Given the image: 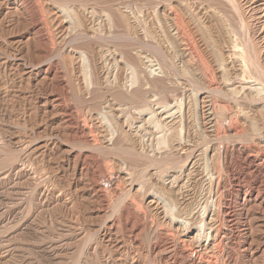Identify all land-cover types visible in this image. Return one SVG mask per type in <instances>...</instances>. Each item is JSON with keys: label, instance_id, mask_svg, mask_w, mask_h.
<instances>
[{"label": "bare ground", "instance_id": "1", "mask_svg": "<svg viewBox=\"0 0 264 264\" xmlns=\"http://www.w3.org/2000/svg\"><path fill=\"white\" fill-rule=\"evenodd\" d=\"M1 1H0V10H1L0 12L2 16L8 17V20H9L8 22L10 23L8 24L9 26H6L7 24L5 25L6 27H9L8 30H11L10 28H12V30L16 28L18 29L22 28L21 31L22 32L24 31V34L21 37L23 39H26L27 46L26 47L21 46L23 45L22 41L18 39V41L14 43L19 47L17 52L21 54L22 50L27 49L26 51L28 53V57L30 54H33L34 52H38L39 54H41L39 58L35 56V58L37 59H35L34 61L32 60L33 62L29 60L30 57L28 61H26L27 59L24 61L22 60L23 62L31 61V63H27V64L20 63L21 58L15 59L14 56H13L14 59L8 60L9 58L8 56L5 62L6 63L10 62L11 66L15 68L17 73L18 74L20 73V76H21L20 79L23 81V84H27L29 86L32 85L34 89L35 88L43 89L45 86H48L50 84H53V88H54L55 87L54 84H55L58 86V88H55L57 89V91H59L58 90L59 87H62V90H61L62 92L65 91V85L62 84V79H61L62 76L59 77L60 74L57 68L58 64H56L57 61L54 59V57H52L54 55L53 50H55L56 48L55 46L56 45L58 46V44H56L57 41L54 43L55 39L58 40V43L61 46L63 45L64 49L70 46L69 49L70 48L72 49L70 50L68 49V50L70 53H73V56H76V57L81 56L80 53L78 52L79 50L77 51L78 45H83L82 47L86 48L85 51L86 50L89 51L91 55L93 65H94L93 74H92L93 80H90L92 78L89 79V81H91L92 83V85H89L91 86V88L89 89V86L85 84L87 82L86 81L87 78L86 80L84 79L83 81L84 77L82 78L80 76L81 74L78 73L80 75H77V77L79 78L80 76L81 82L82 83L84 82L85 84V88L80 86V88H78V91L77 90L75 91L76 94L74 92V97H76V101L79 102L82 105L83 109H85L86 112L89 114L88 120H90L91 124L89 122L88 124L87 119L84 117L86 116V112H85V115L83 114V116L81 115V112L79 113V111L78 113L77 111L76 113L74 112V109H76L77 107L75 108V106H73L74 107L73 109L70 106L72 102L75 104L74 99H71L72 102L69 105L65 102L68 99L67 100L65 99L64 102L66 103V105H64L62 103L63 101H61V98H60V95H63V94L59 95L56 93L57 95H53L55 89L54 90L52 89L53 91H50L51 90L50 89L49 90L50 92L49 93L47 92V94L43 98L41 97H40L41 99L39 98L40 100L38 102L37 109H39L40 113L43 115L42 116L39 113V115L42 116L41 119H43V117L45 116H47L48 118L50 117L52 119L51 120L53 123L52 125H56V127L51 129V132L48 138L46 134H45V137L42 136L43 135L42 134L40 135V137L37 136L34 138V140L32 139V141L28 140L27 143L25 141V143L26 145L28 144L29 147L34 146L35 147L34 151H36L37 149L40 152V154H42L41 156L47 155L48 157L53 158L55 161L53 163L57 165L58 167L57 169H59L61 176L66 175L67 177V174H69L72 177V180H70L71 182L69 183L70 188L69 187L68 188L70 189L69 190L70 192H71V189L74 190V192L73 191L72 192H73V196L76 197L75 200L78 199L77 198L78 195L81 198H85L86 200L84 199L85 202L84 201L83 202L85 205H87L90 208L89 213L93 215L94 218H96L95 220L105 219L103 225L100 228H98L99 232L96 233L97 230H95V233L98 234L99 241L104 246V248L110 251L109 253L110 259L113 256L114 252H118L119 253L118 257H121L122 261L124 263H127L125 260L127 258H130V253L124 245L123 238H127L133 244V246L137 248L139 247L138 245L139 243L137 241L138 235H142L143 232H149L153 230L152 231L153 234L151 235L152 240L150 241V243L149 242L147 243L148 244L147 252L150 253V255H156V257L159 256L160 259L163 261V263H168V264L170 263L172 264L174 263H179V264H232L235 261L234 252L236 251V248L237 250H239L238 248L241 249L239 252L241 253L242 257H244V259L246 258V261L250 264L256 263L255 261H257V259H263L264 261V231L259 230V228H263L264 226L262 224L264 222V133H263L264 132V122H263V119L262 121H259V122L253 119L252 117L254 116L255 111H251L252 109H249V110L247 109L246 111H241L240 116H242V119H240L241 120L240 125L238 124V121L236 122L234 120L232 122V120L227 119L228 117H225L223 115V120H224L223 123L227 121L229 124H226L224 129L220 131L221 128L219 129L217 125L218 123L217 122L218 120L217 109L219 108V110H224L225 113L227 110L229 112V109H228L229 104H227L228 106H226L224 103H222L223 101L220 102V104H218L217 102H215V99H214L215 98L214 96H218L219 98H223L222 100L225 99L224 100L225 102L226 100H228L227 102L229 103V100L236 99L241 94L245 95L246 93L247 96L248 95L254 96V94L260 95V92H261L260 90H264V79H263L264 77L261 76L262 72L260 73L261 71L259 70L260 67L258 68L259 65H257L256 60L253 56V54L255 53H252L249 50L251 48L248 49V47L244 48V50L243 49L241 50L240 48L238 49L235 43H233V38H232L233 36L231 37L232 35L231 33L233 32V30L230 33L227 27L225 28L224 26L225 24L221 23L220 18L215 14V11L213 12L210 8L208 10H211V11H208L207 13L201 12L199 10L201 9V7L200 8L196 7L197 3L193 2V0H143L148 3H152V5L157 4V7L159 5L160 16L170 23L168 28H166L167 37L171 41L170 44H173L174 45L173 47L176 48L177 51L175 53L179 55V60L181 62V65L183 66L182 68L179 69L181 73L178 71L175 74L177 76H179L178 74L180 75L182 74L183 76V74L186 72L187 75L186 73L185 75L189 76L187 78L184 75V77H186L187 79L186 78L182 79V83L181 82L180 83L181 85H183L184 89L185 88L187 89L188 95L193 94L194 92L193 96H195L194 98L196 99V104L199 106V110H200L199 113L201 114V126H202L201 132L203 131L202 132L203 134L197 133L198 131L197 129L199 128L196 129L197 131L194 130L191 119H190L191 111L188 106L189 103L187 102L188 104L185 106L184 113L182 116H180V119H182L181 122L183 123L181 124L183 126V130H181V136L177 137L178 136L177 135L176 137H174L172 135L173 133L172 131H174L173 128L176 124H178L179 120H177L178 119L177 116L175 117V111L170 110L169 105H167L165 102L161 104L159 101L160 99H162L161 97H163V99L166 100L167 99L166 93L169 92L168 91L169 88L167 87L168 85H166L164 81H152L149 92L145 90L147 88L144 89L142 85L138 86V88L129 92V91H126V81L124 82L125 79L123 80L121 79V77L117 78V76L113 74L114 77L117 78V79L116 78L113 79V81H116V82H113L111 79L112 77L110 76L111 73L109 74V72L105 71L106 70L104 69L105 65L103 64V63H106V62H103L105 58L103 57V52L101 51V49L99 48L97 44L98 42L97 34H99V32L97 31V28H96L97 26H95V23L93 21L95 20L93 19L94 18L93 13L96 12V11L93 12V7L97 0L96 1L95 0H53L52 3L47 2L46 4L47 9L45 7L44 8L46 9V11L48 10L49 17L46 15V12L44 13L45 15L43 14L44 11H42L39 5L40 0L39 1L38 0H31V1L30 0H1ZM88 2L94 3L93 6H91L92 9L90 8L89 6L90 3ZM167 2L168 4H166ZM87 3L89 4L88 6L90 9H87V6H86ZM44 4L45 2L43 3V6ZM215 4H219V6L223 5V3L221 4V2H218V1ZM201 6H203V4H201ZM84 7H86V9H84ZM69 9L72 10V13L76 12L74 14H78V15L82 14V18L81 17L79 18L77 15L76 16L74 15L73 17H71L69 15V12L71 13V10ZM205 10L207 9L205 8ZM99 12L101 13V11ZM106 12H105L106 16L107 15L109 16V13L110 15H112L111 13H114V12H109V13H106ZM196 13L198 14V18L194 17L197 15ZM121 14L120 15L117 14L118 17L120 18L119 20H116V18L114 19L113 15H115V13L112 16H113V19L116 20L117 23L119 22V24L115 23V25L117 24L115 27L119 28V30L120 28L123 29V31L126 33H120L118 34L119 35L118 37H115L117 36L115 35L114 38L119 40L117 42H119L121 54L124 56V59L125 58L130 59L126 51H127L128 45L131 44L132 42L129 44L127 43V39H129L127 38V36L129 35V34L127 35V33H129L128 32L129 30H134V28L137 25L133 27V24L131 25L127 21L124 20L126 18L124 17L125 15L123 14L121 15ZM33 16L35 17L34 19H33ZM108 16L107 18H109ZM184 17L190 20L192 24L194 25L193 27L196 29L198 33L197 35L199 37L198 41L202 42L203 44V48L201 47L200 48L204 49L205 53L204 52L203 53L206 54L205 58L202 56V54L192 51V49H189L184 44V40H186L185 35L187 34L189 35V31L187 34H185L186 32L184 31V21H187V20H184L185 19ZM4 19L5 18H3L2 21ZM103 21H104V18H103ZM128 21L130 20L128 19ZM132 21L130 23H132ZM201 22H203L204 24H207L209 22L218 23V27L216 25H213V28L216 26L218 29H215L216 28L215 27L214 28L215 30L213 31V29L209 27L210 25L205 28H200L198 27V25ZM103 23L105 25V22ZM187 23L188 22H186L185 25ZM230 23H228V25ZM113 25L108 24V26H111V27H114ZM111 27H109L110 30H111ZM242 27L241 29H243ZM186 29H187V26H186ZM188 29L190 30V28ZM114 30L117 31L116 28H114ZM99 31L102 32L101 30ZM134 32H137V31H134ZM234 32H236V30ZM8 34H9V31H8ZM130 34H131V31H130ZM105 35H107L108 37H111L109 34L105 33ZM112 35H113V32H112ZM152 35H150V37ZM159 37L160 36L156 38H159ZM102 38L104 39V36ZM116 39H114V42L116 41ZM146 39H143V41H146ZM151 39L152 41L155 40L154 35ZM99 41L104 42L102 41V39H99ZM131 41H133V38L131 39ZM152 41L150 42L152 44L148 42L149 43L148 45H152L151 48H153L156 45V43H154L155 45L153 46ZM189 41H191V39H189ZM234 41H236V39H234ZM38 42L44 43V45L46 44L48 47H46L45 49L39 48ZM108 42H110V39H108ZM138 42L137 44H139ZM157 42H158V39H157ZM79 43H82V44H79ZM141 43L142 41H140V46H144L145 48L150 47V46H145L144 44L142 45ZM75 44H77V46L73 47V45ZM109 44H111V42ZM42 45L43 44H41V46ZM156 47H155L156 51L153 50V54L157 53L158 56L163 57V58L166 57V55H168L167 54L168 49L164 45L157 44ZM133 48H136V47H133ZM14 49L16 48L14 47ZM198 49L199 48L197 46V50ZM173 50L174 49H172V51ZM29 51L33 53L29 54ZM55 52H58V51H55ZM150 52L152 51L150 50ZM117 53H119V51H117ZM8 54H11V53H8ZM13 55H15V53ZM174 55L175 54H173V56L170 55V58L174 57ZM59 56L61 57V54ZM70 56H66V57L69 58ZM111 56H113V54ZM66 57H63V58L68 59ZM120 57L118 58L119 60H121ZM72 59L70 57L69 60H71L72 62L70 61L69 62L71 64H74L73 60L75 62L76 59L75 58L73 60ZM127 59H125L124 61H127ZM77 60L79 59L77 58ZM130 60L132 61V59ZM195 60H197L198 62L195 63L194 62ZM81 61H84V59L83 60L81 59ZM105 61H107V63L108 62L110 63L109 60H105ZM69 62L66 64H70ZM147 62L149 61L147 60ZM162 63L164 65L163 61ZM203 63L206 65V66L203 65L204 68L206 67L210 71L211 69L213 70L212 75L216 73L217 76L213 78L214 79L213 81H208L206 79V75L202 67ZM168 64H172V62L166 63L165 66ZM79 65L81 66L80 63ZM88 65H91V64H88ZM170 66L168 65L167 67L171 68ZM84 68H83V72L84 70L87 69V68L86 69ZM127 69H130L131 74L129 73V75H130V78H132L133 76L131 77V75L133 74L132 72L134 70H132L131 68H127ZM176 69L177 67H175V70ZM108 70L110 71V69ZM88 71L86 70V72L88 73L92 72L89 69ZM65 73H68V72L66 71ZM70 73L71 75H73L72 71H70ZM171 73H173V71ZM87 74H85L84 76L86 77ZM149 74L151 73L149 72ZM64 76L65 75L63 74V79L64 78L66 79V77ZM133 79L135 80L134 77ZM78 81L80 80H77V82ZM75 83L71 85H75ZM250 83L255 84L256 86L260 85L261 87L260 88H258L259 86L256 88L252 87ZM87 84H90V83H87ZM133 84H136V83H133ZM79 85H82V84H79ZM86 86H88V89L86 88ZM147 86L148 85H146V87ZM174 86H177V85H174ZM48 87L50 88V86ZM48 87H46V89ZM68 87H66L67 90H68ZM51 88H52V85H51ZM70 88L68 92H71ZM75 88H72V89H75ZM171 89L172 87H170V90ZM38 91L40 92V90ZM72 92L70 93V96H72ZM44 93L46 92L44 91ZM151 93L155 95H149ZM155 96H160V98L157 97V99H154ZM36 98L37 97H35V99ZM70 98H73V97H70ZM241 98L239 100H241ZM239 100H237V102ZM166 101L168 102V99ZM100 108L103 109L104 112L106 113L105 117L106 115L108 116V119L110 120L109 123L112 126L114 125L116 127V129L114 128L116 130L115 132L114 130L111 131L112 133L113 132L116 133L115 137H113L112 135L110 136V133L108 132L110 131L108 128H110L111 125H109V123H106V121L104 122V120L100 121V117L103 114L102 113L103 111L100 112L101 110ZM235 108H236L235 109V112H236L238 110L237 103H236ZM126 111L127 112L131 111L132 114L138 117L139 120L136 119L135 122L133 121L136 126L138 125L135 129H133V127L130 126L129 122H127V119H125ZM259 112L262 113V114L260 113L261 114L260 117L264 118V106L263 107L261 106V109L259 110ZM37 113H38V110H37ZM153 114L156 117L153 116ZM144 115L149 116L148 118H146L147 122L146 121L145 122L148 124L150 128L151 127L153 128L156 134L161 133V134L166 135V137L169 138V144L167 147V151L160 150L161 151L160 152L158 150L159 149L158 147L161 145V143H159L160 145L158 147L157 145L155 146L158 149L155 148L153 146L154 143L152 144V141L154 139L153 140L150 139V141L148 140V142L144 140L146 133L147 135L151 133L150 131H149L150 133H148L147 127L144 126L145 122L143 121L144 120L143 117L140 118L141 116H144ZM102 117H104V115ZM50 118L48 120H50ZM234 118H237V117H234ZM258 120H260V118ZM128 121L132 122L131 118ZM60 125H62L61 128L59 127ZM58 127L60 128V131L58 130ZM141 132H143L142 133L143 135L140 134ZM157 136L155 137L156 139L158 138L157 140L161 139L162 137V135L160 137V135L158 134ZM11 139H13V137ZM60 139L62 141L64 140L65 144L61 143L62 141H59ZM16 141H18L16 143H19V140H16ZM154 142L156 141L154 140ZM247 142H250V143H247ZM16 143H13V144H16ZM68 143L72 145L70 146L69 144V146H66V144L68 145ZM73 143L77 144V147L82 146V148L84 147V149H87L86 150L87 153L81 152L79 154H75L74 151H76V149L70 148L74 146ZM13 144H12V147H14ZM161 146L163 147V144ZM29 147L26 146L24 150ZM82 148L81 147L79 148L81 149L80 151H82ZM99 151L101 152V155H98V156L102 157L103 156L102 153L104 152V157L106 155L107 157H110L112 159L114 166L117 167L116 170H118V173L120 174L119 176H120L121 181L126 183L128 186V192H127L128 195L131 192H142L143 193L144 190L147 191L145 187L147 188L148 186H146L145 183L151 181L154 178H157L158 182L161 184L160 186L164 188L162 192L164 191L165 193L149 194L147 191L145 193L146 195L143 194L145 195V201H144L143 208L140 206L139 207L136 206V202L134 204L133 202L129 200L128 203H125L124 205L121 204L122 209H121L120 218L118 217L114 218L115 216L110 217L109 215L108 217L110 218L106 219L105 215L106 214L108 215V213H106V209L108 208L109 205L106 201L107 199L104 194H106L108 191L104 193L103 189L99 187L96 182H94V181H97V180H94L93 178L94 173L96 172L95 174H97L98 173L97 170H100V169L93 171V169L95 170V167L93 169L91 168V165L92 167L94 165H97L96 168L97 167L99 168V163L102 164L96 156L99 153ZM31 152H33V150ZM36 152H33V153H36ZM92 153H95V154L97 153L96 155L94 154L96 157L92 155ZM107 157L105 160L108 159ZM88 159H90V162H88ZM109 161L107 162L111 164ZM108 163L106 164L103 163V164L107 166ZM105 168L104 170H106ZM109 170H110V167H109ZM102 172L104 171L101 170L99 173L101 174ZM107 175H108V172H107ZM89 177H91L90 180H89ZM113 179L115 178L113 177ZM149 184L150 183H148L147 185ZM203 185L206 186L205 189H207L208 191L209 200L207 199L204 202L205 204L204 212L200 214L199 209H198L199 204L195 201L197 198L194 200V196L196 193L197 195H199L197 191L201 189ZM116 188L118 190V187H115V188L113 187L114 190H116ZM34 190H32V192ZM62 193L60 192L59 194H62ZM199 193L201 194L200 190H199ZM128 195L127 197H129ZM124 197H126L125 194H124ZM169 203H175L174 207L176 206L175 210H177V212L175 211L172 212L173 211L171 208L172 206H169ZM129 214L133 215L131 217L133 219L130 223H129V220L127 219V215ZM151 218H155V220L159 219L160 221L162 220L166 221V224L168 225V229H163L165 226L164 225H163L164 227L161 226L162 223L159 224L161 228L153 227L154 220L152 222L151 221L148 222V220ZM133 221L136 223L134 224ZM253 228L255 230L258 229L260 231V232L258 231L259 235L257 237L254 236ZM122 233H124L122 237L117 236L118 234L121 235ZM257 240L259 241V243L257 242ZM133 254L134 253H132V255ZM218 259L220 260L218 261ZM137 261L138 260L133 259L131 260V262H128V263H137Z\"/></svg>", "mask_w": 264, "mask_h": 264}, {"label": "rangeland", "instance_id": "2", "mask_svg": "<svg viewBox=\"0 0 264 264\" xmlns=\"http://www.w3.org/2000/svg\"><path fill=\"white\" fill-rule=\"evenodd\" d=\"M43 1L45 2L44 6H43V3H44ZM210 1L212 2V4ZM217 1L221 2V4L223 3V5L219 6V4H215V3H217ZM231 1L230 0L229 1L228 0H224V1L223 0L222 1L221 0H216V1L215 0H206V1L205 0H201V1L200 0H193V2L197 3L196 7H199V8L201 7V9H199L201 12L207 13L208 11H211V10L213 12L215 11V14L220 18L221 23L225 24L224 25L225 28L227 27V29L230 33L233 30V32L231 33L232 35L231 34L230 35H231V37L233 36L232 37L233 43H235V45L238 47V49L240 48L241 50L242 49L244 50V48H246V47H248V49L251 48L249 50L252 53H255V54H253V56L256 60L257 65H259L258 68L260 67L259 68V70H261L260 73L262 72L261 76L264 77V0H231ZM40 2H41V4H40ZM40 2H39V5H40L42 11H44L43 14L46 12V15L49 17V14H48L49 12H48V10L46 11V9H47L46 4H47V2L52 3L53 0L52 1L40 0ZM205 2H207V3H205ZM88 3H90V5ZM88 3L86 5L87 9H90V8L92 9L91 6H93L94 3L93 2L92 3L88 2ZM26 4H27V2H26ZM166 4H168V2ZM201 4H203V6H201ZM88 5L90 6V8ZM227 5H229V6H227ZM205 8L207 10H205ZM210 8H211V10H208ZM84 9H86V7H84ZM101 9L103 11L106 10L108 12H106V11L103 12ZM69 10H71V9H69ZM98 10L101 11V13ZM93 12H95L97 14L96 15L95 13H93V17H94L93 19H95L93 21L95 23V26H97L96 27L97 31L100 34V36H99V34H97V36H98L97 44H98L99 48L101 49V51L103 52V57L105 58L103 62L107 63V61H105V60L110 61V63L108 62L109 64L108 63L107 64L103 63V64L105 65L104 66V69H106L105 71L109 72V74L111 73L110 76L112 77L111 78L112 81H113V79L116 78V77H114V75L117 76V78L121 77V79H123V80L125 79L124 82L126 81V91H129V92L138 88V86H140V85H142L144 87V89L147 88L145 90H147L149 92L150 91V85H151L152 81H164L165 84L168 85L167 87L169 88L168 89L169 92H167L168 95L166 93V98L168 99V102L166 101L167 99L164 100L163 97H161L162 99H160L159 101L161 104H163L165 102L167 105H169L170 110L175 111V117L177 116V118H178L177 120H179L178 124H176L173 128L174 131H172L173 132L172 135L174 137H176L177 135H178L177 137L181 136V130H183V126L181 124H183V123L181 122L182 119H180V116L183 115L185 106L188 103H189L188 106H189L190 111H191L190 112V119H191L193 128H194V130L199 128V129H197L198 131L196 130L197 133L203 134L202 133L203 131L201 132V130H202L201 129L202 128V126H201V114L199 113L200 110H199V106L196 104V99L194 98L195 96H193L194 92H193V94H190L191 96L188 95L187 89L186 88L184 89L183 85H181L182 79H185L186 77L188 78L189 76H186L187 75L186 72H185L186 75L184 73L183 76H182V74L180 75L177 73L179 76H177L175 74L183 66L181 65V62L179 60V55L177 53H175L177 51L176 48L173 47L174 46L173 44H170L171 41L167 37V29L166 28H168L170 23L160 16L159 5L157 7V4L152 5V3H148V2L143 1V0L142 1L141 0H137V1L136 0H97L94 4ZM105 12L106 13L114 12L116 16L113 15L114 13H111V14L114 16V19L116 18V20L120 19L118 17V15H120L122 13L123 15H125L124 17H126L124 19L125 21H127L131 25L133 24V27L137 25L134 28V30H129L128 31L129 33H127V35L129 34L127 36V38H129V39H127V43L129 44L132 42L131 44H133V45L129 44L126 52L128 53L130 59H132L133 62L127 58H125V59H127V61H124L125 59H124V56L121 54L119 42H117L119 40L114 38L115 35H117L115 37H118L119 36L118 34L126 33V32H124L123 29H121V28L119 30V28L115 27L117 24H119V22L117 23L116 20L113 19V16L110 15V13H109V16L107 15L109 18H107ZM74 13H76V12H74ZM74 13H72V10H71V13L69 12V15L71 17H73L74 15L75 16L77 15L79 18L80 17L82 18V14L78 15V14H74ZM127 13H129V14H127ZM196 14H194V15H196ZM99 16H100V18H99ZM2 17L6 19V20L5 19L3 20L5 23L2 21V19H3ZM194 17L198 18V14ZM34 18L35 17L33 16V19ZM103 18H104V21H103ZM110 18H112V19H110ZM100 19L102 22L100 21ZM106 19L108 20V22L111 21L113 23H111V22L108 23ZM128 19L130 21H128ZM132 20H134V21H132ZM184 20H187V21H184V31L186 32L185 34H187L189 31V35L188 34L185 35L186 40H184V44L189 49H192V51H195L196 53L202 54V56L205 58L206 54H204L205 53L204 49H201V48H203V44H202V42L198 41L199 37L197 36L198 33H197L196 29L193 27L194 25L192 24V22L190 20H188L186 18ZM8 21H9L8 17L2 16V14L0 12V179L3 178L2 180H0V264H168V263H163V261L160 259L159 256L156 257V255H150V253L147 252L148 251L147 250V246H148L147 243L148 242L150 243V241L152 240L151 235L153 234L152 233L153 230L149 231V232H143V234L145 233L146 235L148 233H150L147 236L145 234L144 235L143 234L138 235L137 241L139 243L138 244L139 247H137V248H135V246H133V244L127 238H123L124 245L130 253V258H127L125 260L127 263H124L122 261V258L118 257V254H119L118 252H114L113 256L110 259L109 258L110 257L109 256L110 251L106 250V248H104V246L99 241L98 234H96L99 232L98 228H100L103 225L105 219H101V220L97 219L98 221L95 220L96 218H94V216L89 213L90 208L84 204V202L86 200L85 198H81L78 195V197H77L78 199L75 200L76 197L73 196L74 190L71 189V192L69 191L70 190L69 189L70 188L69 183L71 182L70 180H72V177L69 174H67V177H66V175H64V176L62 175L63 176L62 177L59 169H57L58 168L57 165L53 163V162H55L53 158L48 157L47 155L41 156L42 154H40V152L37 149H36V151H38V152L34 151L35 150L34 146L29 147L28 144L26 145L28 140L32 141V139L34 140L35 137H37V136L40 137V135H42V134H43L42 136H44V137L46 134V136L48 138L49 134L51 132V129L56 127V125H52L53 123H52V121H51L52 119L50 117H49L50 120H48L49 118L47 116H45V117H43V119H41L43 115L40 113L39 109H37V106H38L39 100L41 98H43L47 94V92L49 93L50 91H53L55 88H58V86L54 84L55 87L53 88V84H50V85H48V86H50V88L48 86H45L44 87L45 89L44 88L43 89H40V88L34 89V87L32 85H30L31 86L30 87L27 84H23V81L20 79V77H21L20 73L19 74L17 73L15 68L13 66H11L10 62L9 63L5 62L9 56L8 60H12L14 58L15 59L21 58L20 63L27 64V63H31L32 60L34 61L35 59H37V58H35V56L38 58L41 56V54H39L38 52L33 53V52L29 51V54L33 53V54L29 55V57H30V59H29L28 53L26 51L27 49L22 50L21 54H19L17 52L19 47L14 43H16V41H18V39H20L22 41V44H23L21 46L26 47L27 41H26V39H23L21 37L24 34V31L23 32L21 31L22 28H20V29L16 28L13 30H12V28H10L12 31L8 30L9 27H6V26H9L8 24H10ZM96 21H97V23H96ZM131 21H132V23H130ZM103 22H105V25ZM186 22H188L189 24L187 23L188 25L187 24L185 25ZM98 23H99V25H98ZM115 23H117V24L115 25ZM201 23H199V25H198V27H200V28H205V27H208L210 25L209 27L211 29H213V31L215 29H218L217 28L218 23H215V22L214 23L212 22L213 24L211 22H209L207 24H204L203 22H201ZM228 23H230L229 24L230 26L228 25ZM108 24H110V25L114 24L113 25L114 27L108 26ZM213 25H216L217 27L215 26L216 28L214 27L215 28L214 29ZM231 25H232V27H231ZM104 26H105V28H104ZM186 26H187V29H186ZM109 27H111V30ZM241 27L243 29H241ZM114 28H116L117 31H115ZM188 28H190V30ZM163 29H165V30H163ZM99 30H101L102 32H100ZM192 30H194V31H192ZM235 30H236V32H234ZM8 31H9V34L11 32L10 35L8 34ZM97 31H96V33H97ZM103 31H105V32H103ZM130 31H131V34H130ZM134 31H137V32H134ZM112 32H113V35H112ZM105 33L109 34L112 38L105 35ZM152 33H153L154 38H155L154 41H156V42L152 41V39H151L153 37ZM163 33L165 34V36ZM135 34H136V36H135ZM190 34H191V36H190ZM12 35H14V36H12ZM150 35H152V36L150 37ZM103 36H104V39L102 38ZM158 36H160V37L156 38ZM139 37H141V38H139ZM130 38L131 39L133 38V41H131ZM195 38H197V39H195ZM99 39H102V41H104V42H100ZM108 39H110V42L112 45L109 44L110 42H108ZM114 39H116L115 42H114ZM143 39H146L147 42L143 41ZM149 39H150V41H149ZM157 39H158V42H157ZM160 39H161V41H160ZM163 39L165 42L163 41ZM168 39L170 42L168 41ZM189 39H191V41H189ZM193 39H194V41H193ZM234 39H236V41H234ZM7 41H9V42H7ZM140 41H142V43H141L142 45L144 44L145 46H150V47L145 48L144 46H140ZM151 41L153 42V46L155 45L154 43H156V45L162 44L168 49V52H170V53L167 52L168 55H166V57L168 59L166 57H164L166 59L165 60L163 57L158 56L157 53L153 54V50H155L156 45L153 47L154 49L151 48L152 45H148ZM159 41H160V43H159ZM162 41H163V43H162ZM55 42H56V44H58V46L56 44H54V45H56L55 46L56 48H55V50H53L54 55L52 54L53 55L52 57H54V59L57 61L56 64H58L57 68H58V70H59L58 72L60 74L59 77L62 76L61 79H62V84L65 85V91L62 92L61 91L62 87H59V89H58L59 91H57V89H55L53 95H57V94H59V95L63 94L64 95V93H65L64 96L60 95L61 101H63L62 103L64 105H66V103L68 105L71 104V102H72L71 99H74L75 104L72 102V104L70 106L73 109H74L73 106H75V108L77 107L76 108L77 110L74 109V112L76 113V111H77V113H78V111H79V113L81 112V115L83 116V114L85 115L86 110L83 109L82 105L76 101V97H74V92L76 90L78 91V88H80V86L85 88V84L88 86L92 85L91 81H89L90 78H92L90 80H93L92 74H93V66L94 65H93L91 55H90L89 51H87V50L85 51L86 48L82 47L83 45L77 46V44H75V45H73V47H76V46L78 47V49L77 48L76 49H77V51L79 50L78 52L80 53L81 58L73 56V53L69 52V50L72 49V48L69 49L70 46L68 48L64 49L63 45L61 46L58 43L57 39L54 40V43ZM134 42H135V44H134ZM137 42L139 44H137ZM197 42H199V43H197ZM12 44H14V45H12ZM41 44L44 45V43L38 42L39 48L45 49L46 47H48L46 44L44 46L43 45L41 46ZM79 44H82V43H79ZM150 44H152V43H150ZM113 45H115L116 47ZM168 45H169V47H168ZM238 45L241 47H239ZM197 46L199 48L198 50H197ZM14 47L16 49H14ZM71 47H72V45H71ZM133 47H136V48H133ZM58 49L64 53H62ZM172 49H174L173 50L174 52L172 51ZM73 50H74V48H73ZM103 50L104 51L106 50V51L104 52ZM134 50H136V51H134ZM150 50L152 52H150ZM55 51H58V52H55ZM112 51H113V53H112ZM117 51H119V53H117ZM200 51H202V52H200ZM81 52H82L83 56H82ZM8 53H11V54H8ZM14 53H15V55H13ZM57 53L59 55L61 54V57ZM172 53L175 54L177 57L174 55V57L170 58V55L173 56ZM112 54H113V56H111ZM114 54H115V56H114ZM65 55L70 56L71 59L75 58L77 60V58H78L79 60H77V61L75 60V62H74V60L72 59L74 64H71L70 62H72V61L69 60L70 57L68 58ZM13 56H14V58H13ZM122 56H123V58H122ZM63 57H66L68 59H64ZM119 57L122 61L118 59ZM57 58H58V60H57ZM28 59L31 61L23 62L24 60L28 61ZM81 59L82 60L84 59V61H81ZM117 59H118V61H117ZM113 60H115V61H113ZM147 60L149 62H147ZM120 61H121V63H120ZM162 61L164 62V65H163ZM62 62L64 63V65ZM68 62L70 64H66ZM78 62L81 64V66L82 65L83 66L81 67ZM81 62H83V63H81ZM170 62H172V64H168V65L169 66L171 65L170 66L171 68L167 67L168 65L165 66L166 63H170ZM194 62L197 63L198 61L195 60ZM88 64H91V65H88ZM68 65H70V66H68ZM203 65H205V64L203 63L202 67H203V71L206 75V79L208 81H213L214 80L213 78L217 76L216 73H214L213 74L214 76H213L212 75L213 70L211 69V71H210L206 67L204 68ZM87 66H89V67H87ZM157 67H159V68H157ZM175 67H177V69H176L177 71L175 70ZM74 68L77 70V72ZM83 68L84 69L87 68L86 69L87 71L89 69L92 72L88 73L90 71L86 72V70H84V72H83ZM116 68H118V69H116ZM127 68H131L132 70H134L132 72L134 75L132 74L131 77L133 76L135 78V80L133 79V77L130 78L129 73L131 74V72H130V69H127ZM108 69H110V71ZM174 70H175V72H174ZM64 71L65 72L67 71L68 73H65ZM70 71H72L73 75H71ZM123 71H124V73H123ZM172 71H173V73H171ZM149 72L151 74H149ZM78 73H80L81 75ZM63 74L65 75L64 77H66V79L65 78L63 79ZM85 74H87L86 77L84 76ZM77 75H80L82 78L84 77L83 81H84V79L86 80V78H87V80H86L87 82L85 84H84V82L82 83L80 76L78 78ZM184 75L186 77H184ZM68 78L70 79V81ZM74 78H75V80H74ZM149 78H150V80H149ZM130 79H132V80H130ZM138 79H140V80H138ZM77 80H80V81H78L79 83L77 82ZM133 80H134V82H133ZM66 82L68 85L66 84ZM113 82H116V81H113ZM132 82L136 83V84H133ZM74 83H75V85H71ZM77 83H78V85H77ZM87 83H90V84H87ZM79 84H82V85H79ZM83 84H84V86H83ZM250 84L252 85V87H255V88L258 86H259L258 88L261 87L260 85L256 86L255 84H252V83H250ZM25 85H27V86H25ZM51 85H52V88H51ZM146 85H148V86L146 87ZM174 85H177V86H174ZM88 86H86L87 89H88ZM46 87H48V88L46 89ZM66 87H68V90ZM75 87H77V88H75ZM170 87H172L171 90H170ZM69 88H70L71 92L73 91L72 96H70L71 92H68ZM72 88H75V89H72ZM90 88H91V86H89V89ZM38 90H40V92ZM43 90L46 93H44ZM172 90H173V92H172ZM260 91H261L260 95L254 94V96L253 95L247 96L246 93H245V95L241 94L239 97L241 98L243 96L242 98L245 97L246 99L241 98V100H239L240 99L239 97L236 99H232L235 101V103L232 100H229V103H228L227 102L228 100H226V102H225L224 101L225 99L222 100L223 98H219L218 96H214L215 102H217L218 104H220V102H222V101H223L222 103H224L226 106H228L227 104H229V106H228L229 112L227 110L225 113L224 110H219V108L217 109V117H218L217 125H218L219 129L221 128L220 131H222L224 129L226 124H229L227 121H225L223 123V121H224L223 115L225 117H228L227 119L232 120V122L234 120L236 122L238 121V124L240 125L241 124L240 119H242V116H240L241 111H246L247 109L248 110L252 109L251 111H255L254 116L252 117L253 119L257 120L258 122L262 121V119H263V122H264V118L260 117L262 113L259 112V110L261 109V106L262 107L264 106V95H263L264 90H260ZM75 94H76V92H75ZM38 95H40V96H38ZM149 95H155V94L151 93ZM35 97H37V98L35 99ZM70 97H73V98H70ZM157 97L160 98V96H155L154 99H157ZM216 97H218L220 100ZM65 99L66 100L68 99L67 101H65L66 103L64 102ZM162 100H163V102H162ZM237 100H239V101L237 102ZM179 102H181V103H179ZM232 102L235 104V106ZM35 103H37V104H35ZM236 103H237L238 110L235 112ZM68 105H67V107H68ZM35 106H36V108H35ZM178 106H180V107H178ZM230 107L232 108V110ZM35 109H36V111H35ZM37 110H38V113H37ZM82 111H83V113H82ZM100 112L103 113L100 117V121L104 120V122L106 121V123H109L110 120L108 119L107 115L105 117L106 113L104 112V110L101 109ZM128 112L127 111L125 112L126 113L125 119H127V122H129L130 126L133 127V129H135L138 125L136 126L134 124V122L136 121V119H138V117L136 115L132 114L131 111H128ZM39 113L42 116H40ZM250 113H252V112H250ZM103 115H104V117H102ZM153 116H155V115L153 114ZM84 117L87 119V123L88 122L90 123V120H88L89 114L87 112H86V116H84ZM142 117L144 119L143 121L147 122L146 118H148L149 116L144 115V116H141L140 118H142ZM234 117H237V118H234ZM102 118H104V119H102ZM130 118H131L132 122L134 121L133 123L128 121ZM259 118H260V120H258ZM146 122H145L144 126L147 127L148 133L151 132L152 134L150 133L147 135V133H146L144 140L148 142V140L150 141V139H152V140L154 139L156 142H154V140L153 141L151 140L152 144L153 143L155 144V145L153 144L154 147L156 145L158 147L160 145L159 143H161V145L163 144V147L160 145L158 147L159 149L157 147H155V148H157L159 151L160 150L161 151H163V150L167 151V147L169 144V138L166 137V135H164V134L157 133L158 135H160V137L162 135L161 139L157 140L158 138L157 139L155 138L157 136V134L155 133V131L153 130L152 127L150 128L148 126V124ZM146 124H147V126H146ZM219 124H221V125H219ZM109 125H111V124L109 123ZM198 125H200V126H198ZM59 127L61 128L62 125H60ZM59 127H58V130L60 131ZM114 128L116 129V127L114 125L113 126L111 125V127L108 128L110 130V131H108L110 133V136L112 135L113 137H115V134H116V133H114L116 131ZM113 130H114V132L112 133L111 131H113ZM142 133L143 132H141L140 134L143 135ZM12 137H13V139H11ZM14 137H15V139H14ZM29 137H30V139H29ZM157 137H159V136H157ZM16 140H19V143H16V142H18ZM20 141H22V142H20ZM25 141H26V143H25ZM59 141H62V140L60 139ZM13 143H16V144H13ZM61 143L65 144L64 140ZM164 143H165V145H164ZM247 143H250V142H247ZM12 144L14 147H12ZM33 144H34V142H33ZM69 144L70 143H68V145L66 144V146H69ZM71 145L72 144H70V146ZM73 145L74 146L76 145V146L75 147L72 146L70 148L76 149L77 152L74 151L75 154H79L81 152L87 153L86 152L87 149H84V147L83 148H82V146L77 147V144H75V143H73ZM26 146L29 147V148H27L28 150L27 149L24 150V148ZM80 147L82 148V151H80L81 150V149H79ZM31 149L33 150V152H36V153L31 152L32 151ZM34 154H35V156H34ZM94 154L95 153H92V155H94ZM102 154H103L102 157L98 156V155H101V152L99 151V153L96 155L98 160L102 163V164L99 163V168L98 167L96 168L97 165H94L93 167L91 165V168L93 169L95 167V170L93 169V171L100 169V170H97L98 171L97 174H95L96 172L94 173L93 178H94V180H97L94 182H96L98 184V186L103 189L104 193L108 191L106 194H104L106 196V199H107L106 201L109 205L108 208L106 209V213H108V215L107 214L105 215L106 219H109L110 217H114V216H115L114 218H117V217L120 218L121 217V209H122L121 206L124 205L125 203H128L129 200L131 202H133L134 204L136 202V206H138V207L140 206L143 208L144 207V201H145V195H146L145 193L147 191L149 194H151V193H154V194L165 193L164 191L162 192V190L164 188L162 186H160L161 184L158 182L157 178H154L151 181L145 183L146 186H148L147 188L144 186L147 191L144 190L145 192L143 191V193L142 192H131L128 195V193H127L128 192V186L126 183L121 181L120 176H119L120 174L118 173V170H116L117 167L114 166L112 159L110 157H107L106 155L104 157V152ZM106 157L108 158L107 160H105ZM107 161H109L111 164H109ZM88 162H90V159H88ZM103 163H105V164L108 163L109 165L107 164V166H105ZM100 165H101L102 169H101ZM108 166L110 167V170H109ZM103 167L104 168L107 167V168H105L106 170H104ZM112 168H114L115 170ZM20 170H22V171H20ZM101 170L104 171V172H102L103 174L99 173ZM107 172H108V175H107ZM113 177L115 179H113ZM117 177H118V179H117ZM90 178L91 177H89V180H90ZM111 182H113L117 186ZM122 183H124V184H122ZM148 183H150V184L147 185ZM110 184H112V185H110ZM100 185H102V186H100ZM152 185H153V187H152ZM113 187L114 188L118 187V190H117V188H116V190H114ZM205 188H206V186L203 185V187L201 189H199L201 194L199 193V190L197 191L200 196L197 195V193L194 196V200L197 198L195 201L199 204L198 209H199L200 214H202L204 212V208H205L204 202L209 197L208 191ZM204 189H205V191H204ZM32 190H34V191L32 192ZM31 192H32V194H31ZM60 192L61 193L63 192V193L59 194ZM18 194H20V195H18ZM124 194L126 197H124ZM126 194L129 197H127ZM143 194H145V195H143ZM57 196H58V198H57ZM60 198H62V199H60ZM119 199H120V201H119ZM123 201H124V203H123ZM199 201H200V203H199ZM174 205H175V203H169V206H172L171 208L173 211L170 208L169 209L172 212H174V211L177 212V210H175L176 206L174 207ZM200 206H201V208H200ZM119 212H120V214H119ZM117 214H119V215H117ZM109 215H110V217H108ZM129 215H130V217H129ZM129 215H127V219L129 220V223H130L133 219V218H131L133 215L132 214H129ZM150 221L154 222L153 227H160L161 228V226L164 225L165 227L163 226L164 228L163 227L162 228L168 229V225L166 224V221H164V220L160 221L159 219L155 220V218H151L148 220V222H150ZM158 221H160V222H158ZM133 223L135 224L136 222L133 221ZM159 224H161V226ZM262 224L264 225V222ZM95 230H97L96 233H95ZM253 230H254L253 231L254 236L257 237L259 235L260 231H264V226H263V228H259L260 231L258 229L255 230L254 228H253ZM119 235L120 234H118L117 236L122 237L124 235V233H122L120 236ZM150 236H151V238H150ZM257 242L259 243L258 240H257ZM96 245H98V246H96ZM138 248H140V249H138ZM238 249L239 250H237V248H236V251H235L236 253L234 252L235 261L232 264H250L246 261V258L244 259V257H242L241 253L239 252L241 249L240 248H238ZM131 252L134 254L132 255ZM114 256H116V257H114ZM138 257H139V259H138ZM130 259L131 260L136 259L138 261H137V263H128V262H131ZM219 260L220 259H218V261ZM236 261H237V263H236ZM117 262H119V263H117ZM255 262L256 263H254V264H263L264 263L263 259H257V261H255ZM170 264H172V263H170ZM174 264H179V263H174Z\"/></svg>", "mask_w": 264, "mask_h": 264}]
</instances>
